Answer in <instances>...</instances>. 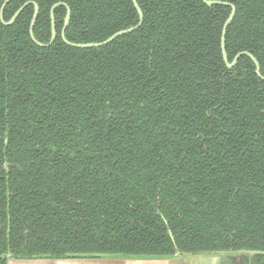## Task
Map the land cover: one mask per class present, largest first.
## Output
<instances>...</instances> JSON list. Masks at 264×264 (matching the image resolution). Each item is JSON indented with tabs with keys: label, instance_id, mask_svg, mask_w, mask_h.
Instances as JSON below:
<instances>
[{
	"label": "trees",
	"instance_id": "16d2710c",
	"mask_svg": "<svg viewBox=\"0 0 264 264\" xmlns=\"http://www.w3.org/2000/svg\"><path fill=\"white\" fill-rule=\"evenodd\" d=\"M5 0H0V9ZM71 11L65 37L103 41L137 24L132 0H10ZM141 25L77 48L30 37L34 7L0 20V264L69 253L172 257L256 251L264 264V80L221 53L227 5L136 0ZM235 6L231 62L264 76V0Z\"/></svg>",
	"mask_w": 264,
	"mask_h": 264
},
{
	"label": "water",
	"instance_id": "95a60500",
	"mask_svg": "<svg viewBox=\"0 0 264 264\" xmlns=\"http://www.w3.org/2000/svg\"><path fill=\"white\" fill-rule=\"evenodd\" d=\"M9 1L10 0H5L3 2V4H2L1 9H0V20H1V22L3 24H5V25L13 24L15 22L17 16L19 15V13L23 10V8L26 5L31 3L33 5V7H34V11H33V16H32L31 22H30L29 34H30L31 39L38 46H41V47L49 46L54 41V39L56 37L55 20H54L53 9L56 6L60 5V4L64 5L65 8H66L64 24H63V27L61 29L62 40L66 44H68V45H70L72 47H77V48L100 47V46L106 45V44L112 42L115 38H117L119 36H122L124 34H128V33L132 32L133 30H135L136 28H138L141 25L142 20H143V14H142V11H141L137 1L136 0H132V3H133V5H134V7H135V9H136V11L138 13V16H139V19H138V22H137L136 25L130 26V27L125 28V29H120V30L114 32L112 35H110L108 38H106L103 41L89 42V43H73V42L68 41L66 39V37H65V29H66V27H67V25L69 23V20H70V14H71L70 8L65 3L58 2V3H55L51 7V10H50L51 37H50L49 42L44 44V43H41V42L37 41L35 39V37H34V34H33V26H34V24L36 22L37 15H38V12H39L38 4L36 2H34V1H27L26 3H24L14 13V15L10 18L9 21H4V19H3V8ZM203 2L207 6H211L213 4H219V5H227V6L230 7V13H229L228 17L226 18V20H225V22H224V24L222 26V31H221V53H222L223 60L226 63V66L228 68L233 67L236 64L238 58L242 54H244V55L248 56L252 60V62L254 63L256 75L264 80V76H262L260 74L259 62L249 52H247V51L239 52V53H237L235 55V57L233 58V60L231 62L228 61L226 50H225V33H226V29H227L228 25L230 24V22L233 20V18L235 16V6L233 4L228 3V2H223V1H219V0H203ZM255 252L256 251L238 250V251H217V252L203 253V254L206 255L205 257H208L209 260L212 261L213 264H216V263H218V264H227V262H229V260L232 258L231 254H247L248 253V254H250V258L252 259ZM181 254H186V253L176 252L173 256L175 257V256H178V255H181ZM103 256L104 257H107V256L124 257V256L119 255V254H99V253H69V254L66 255L65 258H58V259L50 258L49 255H43L40 258L19 259V258H14L11 253L3 254L1 257L6 260V264H13V262H14L13 260L14 259L15 260H24V261H21L20 264H67L68 262H73L76 258L103 257ZM16 263L18 264L19 262H16Z\"/></svg>",
	"mask_w": 264,
	"mask_h": 264
},
{
	"label": "rangeland",
	"instance_id": "374dc122",
	"mask_svg": "<svg viewBox=\"0 0 264 264\" xmlns=\"http://www.w3.org/2000/svg\"><path fill=\"white\" fill-rule=\"evenodd\" d=\"M206 255L204 254H181L176 256V258L173 260L171 264H197V260H203ZM118 256H107V257H85V258H76L74 262L75 264H120V260H112L117 259ZM123 259V258H122ZM13 264L16 262H19L24 260H13ZM109 261V262H108ZM117 262V263H115ZM17 264V263H16ZM203 264V263H199Z\"/></svg>",
	"mask_w": 264,
	"mask_h": 264
},
{
	"label": "crops",
	"instance_id": "0c3cea01",
	"mask_svg": "<svg viewBox=\"0 0 264 264\" xmlns=\"http://www.w3.org/2000/svg\"><path fill=\"white\" fill-rule=\"evenodd\" d=\"M123 258V259H122ZM176 256L172 257H161V258H132V257H119L117 259L112 260H120V264H171ZM197 264H213L212 261L209 260L208 257L203 258V260H197ZM75 260L73 262H68L67 264H75ZM109 262V261H108ZM107 263V262H106ZM104 263V264H106ZM117 263V262H115ZM218 264V263H216Z\"/></svg>",
	"mask_w": 264,
	"mask_h": 264
},
{
	"label": "flooded vegetation",
	"instance_id": "af4514ba",
	"mask_svg": "<svg viewBox=\"0 0 264 264\" xmlns=\"http://www.w3.org/2000/svg\"><path fill=\"white\" fill-rule=\"evenodd\" d=\"M54 20H55V18H54ZM65 31H66V29H65ZM60 35H61V33H60ZM231 257L232 258L229 260V262H227V264H242V263L243 264H253V258L251 259L250 254H248V253L247 254H231ZM253 257H254V255H253Z\"/></svg>",
	"mask_w": 264,
	"mask_h": 264
}]
</instances>
